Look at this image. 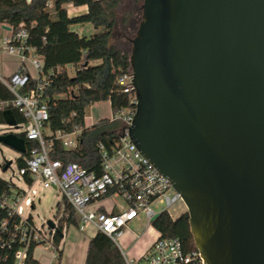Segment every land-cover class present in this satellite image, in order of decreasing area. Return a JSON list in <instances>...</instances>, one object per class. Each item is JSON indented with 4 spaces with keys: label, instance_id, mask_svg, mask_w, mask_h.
<instances>
[{
    "label": "water",
    "instance_id": "water-1",
    "mask_svg": "<svg viewBox=\"0 0 264 264\" xmlns=\"http://www.w3.org/2000/svg\"><path fill=\"white\" fill-rule=\"evenodd\" d=\"M140 7L128 136L180 193L203 264H264V0ZM0 142L26 150L14 133Z\"/></svg>",
    "mask_w": 264,
    "mask_h": 264
},
{
    "label": "built area",
    "instance_id": "built-area-1",
    "mask_svg": "<svg viewBox=\"0 0 264 264\" xmlns=\"http://www.w3.org/2000/svg\"><path fill=\"white\" fill-rule=\"evenodd\" d=\"M2 30L0 52L17 55L20 64L9 75L0 74V83L11 93L10 98L0 99V110L16 108L24 121L16 122V125L6 123V128L8 131L21 128L14 134L23 135L26 140L36 142L37 146L31 147L28 154L23 155L24 166L18 168L17 172L22 178L27 174L31 183L27 184L23 178L25 185H28L23 188L11 177L8 181L14 187L7 195L0 196V251L16 244L13 264H28L25 259L31 244H44L54 252L59 248V244L56 246L53 240L61 215L52 220L53 227L46 222L37 226L29 213L24 215L25 206L26 209L34 206L30 197L34 192L32 186L40 182L43 187L57 186L63 199L74 211L77 229L89 233L91 226L95 232L106 234L118 247L126 264H203L197 248L185 247L179 238L162 236L158 231L149 246L136 257L127 256L120 247L119 240L127 234L128 224L140 216L145 218L146 228H153L154 215L158 217L166 213L174 219L186 211L183 199L171 181L144 157L128 136L136 104L130 68L118 74L115 84L121 92L132 93L133 97L128 106L112 111L106 118L122 122L123 129L118 138L108 145L101 141L96 144L98 163L91 168L74 161L62 162L50 157L51 140H58L66 150L73 149L80 141L83 126L93 123H85V114L83 126L74 125L70 130L49 129L47 107L42 99L43 89L49 79L41 74L42 60L34 53V48L27 44L28 31L25 28ZM28 59L36 71L35 77L27 69ZM31 78H34L35 86L27 89ZM6 133L13 132H0V135ZM24 153L19 152V155ZM116 197L122 200L123 205L113 201L106 208L100 203L103 198ZM179 205L180 208H174ZM174 210H177L175 214ZM64 230L65 227L62 233ZM138 237L134 234L133 241Z\"/></svg>",
    "mask_w": 264,
    "mask_h": 264
},
{
    "label": "trees",
    "instance_id": "trees-1",
    "mask_svg": "<svg viewBox=\"0 0 264 264\" xmlns=\"http://www.w3.org/2000/svg\"><path fill=\"white\" fill-rule=\"evenodd\" d=\"M66 3L86 5L87 11L69 16L64 6ZM117 3L118 0H0V30L3 25L12 29L25 28L28 31L27 44L42 60L41 74L49 79L42 99L47 107L50 130H70L74 125L83 126L87 106L97 101L109 100L113 112L129 105L133 94L121 92L115 84L118 74L129 69L130 54V50L119 49L111 43L115 24L112 10ZM86 22L102 30L85 35L70 29L73 24ZM34 86L35 80L31 78L27 89ZM10 97L11 93L0 83V99ZM9 109L17 123L24 121L16 108ZM2 112L0 110V123L4 122ZM122 129L120 120L101 118L90 126H83L80 141L73 149L66 150L58 140H51L50 157L91 168L98 163L96 144L100 141L106 145L112 143ZM21 136L27 152L16 158L18 168L24 166L23 155H27L31 147L37 146L36 142ZM23 178L27 184L31 183L27 174ZM12 187V182L0 177V196L7 195ZM68 224H76V219L72 207L64 200L58 231L54 234L56 246L62 239L59 232ZM152 226L162 236L177 237L185 247L194 248L186 211L174 219L161 213ZM37 245L33 243L27 248L26 263L41 264L32 256ZM16 247L13 244L0 251V264H13ZM57 251L55 264L60 258V250ZM84 264L126 263L115 243L103 232L96 231L89 239Z\"/></svg>",
    "mask_w": 264,
    "mask_h": 264
},
{
    "label": "rangeland",
    "instance_id": "rangeland-1",
    "mask_svg": "<svg viewBox=\"0 0 264 264\" xmlns=\"http://www.w3.org/2000/svg\"><path fill=\"white\" fill-rule=\"evenodd\" d=\"M141 3L142 0H118V3L113 8L112 11L115 18V24L114 35L111 38V43L114 44L117 48L130 50V38L133 36L134 30L137 28L138 20H140L141 16ZM64 6L67 10V6ZM70 7L71 6H69L68 8ZM70 29L79 31L80 34L85 35H89L102 30L101 27L94 28V26L88 22L82 24H73L70 26ZM3 33L4 32L0 30V36ZM32 57L37 59L36 56ZM32 57L30 59H32ZM30 59L26 60V66L32 74H35L36 71L32 67ZM4 62V64L0 62V65L2 67L9 66L11 64V59H4ZM5 73H3V75H5ZM85 114V122L87 124L97 122L101 118H108L112 114L109 100H101L90 104L89 106H87ZM6 127L7 126L5 122L0 123V132L10 131L13 133H17L21 129L12 128L8 131ZM46 133H48L47 130ZM18 155L19 152L17 150L7 144L0 142V177L5 180H9L12 177V180L14 182L19 184L23 188H26L28 185H25L23 178L17 174L18 166L16 158L18 157ZM32 189L34 190V192L33 194H30V197L33 199L34 206L32 209H26L27 207L25 206L24 215L29 213L32 216L35 225L40 226L44 224L48 219L53 220L56 216H60L62 214L64 208V199L57 186L50 185L48 187H43L40 182H35L32 186ZM113 201L117 202V204L119 205H123L122 200L119 197H116L115 199L107 198L105 206L108 207ZM180 206L181 205L174 208H180ZM176 212L177 210L173 211L174 214ZM145 226L146 220L143 216H140L139 219L133 220L128 224L127 234H125L119 240L120 247L124 252H126L127 256L131 258L135 257V249H133L135 246L132 247L133 245H131L135 243L133 241L134 234H137L138 236L142 235L146 229ZM66 228L67 234L65 232L62 239L64 242H67V240H69L77 230L76 224H68L67 226L65 225V230ZM89 233L90 235L95 233L94 228L91 226H89ZM39 245H41L42 247H47L44 244ZM48 249L50 248L48 247Z\"/></svg>",
    "mask_w": 264,
    "mask_h": 264
},
{
    "label": "crops",
    "instance_id": "crops-1",
    "mask_svg": "<svg viewBox=\"0 0 264 264\" xmlns=\"http://www.w3.org/2000/svg\"><path fill=\"white\" fill-rule=\"evenodd\" d=\"M67 6V13L69 16L72 15H77L80 13H85L87 11V6L86 5H80V6H73L71 3H66L64 4ZM71 6L70 8H68ZM2 30V29H1ZM3 31V30H2ZM78 34H80L79 31H76ZM7 58L11 59V64L9 66L2 67L0 65V74L4 76L9 75L11 72L15 71L17 67L20 64V58L17 55L14 54H8L4 52H0V62L5 63L4 59L6 60ZM28 69V67H27ZM29 71V69H28ZM29 73L35 77V74ZM86 118V117H85ZM86 123V122H85ZM95 123V122H93ZM87 124V123H86ZM91 124V123H90ZM107 201V198H103L100 203L105 206V203ZM111 204L106 207L109 208ZM66 232L67 234V228L66 230L63 231L62 239L64 237V233ZM94 234V233H93ZM90 233H85L81 232L78 229L76 232L73 234V236L67 240V242H64L62 239L59 243V250H60V258L58 264H84L85 262V257H86V251H87V246L90 237L93 235ZM156 235V230L154 228H146L144 233L140 235L131 245L134 247V256H138L140 253H142L152 242L153 238ZM57 252H54L53 250L48 249V247H42L41 245H37L34 247L32 251V256L35 260H37L41 264H55L56 263V257H57Z\"/></svg>",
    "mask_w": 264,
    "mask_h": 264
},
{
    "label": "flooded vegetation",
    "instance_id": "flooded-vegetation-1",
    "mask_svg": "<svg viewBox=\"0 0 264 264\" xmlns=\"http://www.w3.org/2000/svg\"><path fill=\"white\" fill-rule=\"evenodd\" d=\"M134 4H136V3H134ZM141 8V7H140Z\"/></svg>",
    "mask_w": 264,
    "mask_h": 264
}]
</instances>
